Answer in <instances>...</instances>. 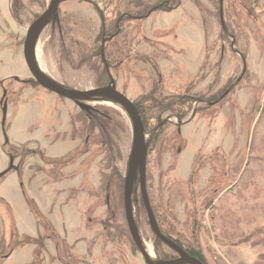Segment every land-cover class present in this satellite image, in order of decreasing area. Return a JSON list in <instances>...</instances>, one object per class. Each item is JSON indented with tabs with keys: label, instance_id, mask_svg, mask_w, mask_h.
<instances>
[{
	"label": "rangeland",
	"instance_id": "obj_1",
	"mask_svg": "<svg viewBox=\"0 0 264 264\" xmlns=\"http://www.w3.org/2000/svg\"><path fill=\"white\" fill-rule=\"evenodd\" d=\"M161 1L61 0L59 21L37 38L38 64L67 88L104 85L100 50L114 34L104 57L117 89L140 108L146 188L161 231L204 264H264V0H170L144 20L119 22ZM48 2L0 0L8 140L0 106V173L9 157L20 166L0 179V264H144L124 218L126 114L98 101L88 116L20 82L31 79L26 29ZM174 116L190 123L183 134ZM133 203L153 259L175 258L154 239L139 192ZM23 237L31 243L16 246Z\"/></svg>",
	"mask_w": 264,
	"mask_h": 264
},
{
	"label": "water",
	"instance_id": "obj_2",
	"mask_svg": "<svg viewBox=\"0 0 264 264\" xmlns=\"http://www.w3.org/2000/svg\"><path fill=\"white\" fill-rule=\"evenodd\" d=\"M58 4H59V0H49V5L46 11L42 15H40L36 20H34L27 29L26 37L23 42V58L28 71L41 87L61 97L73 101L85 100V99H89V100L104 99L113 102L116 105H119L125 111L131 122L132 149H131V155L127 169V174L124 180L123 203H124L126 224L128 227L129 234L133 240V243L137 247L138 251L140 252L146 264H204L199 259L188 255L175 243H173L165 236H163L157 229L152 212L150 210L148 198L146 196V189H145V162H146L147 142L145 141L144 138L143 127L138 112L136 111L132 103L122 94H120L115 90L114 82L112 78L110 77V83L105 87L91 89L85 92H79L64 88L59 84L55 83L54 81L50 80L47 76L44 75V73L38 67L35 57L36 41L40 32L45 27V25L51 19L56 17ZM2 93H3L2 99L0 100L1 113H2L1 128H2L4 141L5 143H7L8 140L4 130L7 106H6V102L3 101L6 92L3 90ZM11 170H15L18 172V167L13 165V158L9 157L8 167L3 172L0 173V179H2ZM137 173L139 178V187L142 194L144 208L147 213L149 226L153 231V233L159 238V240L162 243H164L166 246H168L178 254V259L176 260L157 263L154 259L150 258V255L146 252L141 242L138 229L135 225L132 216V190H133V182L136 179Z\"/></svg>",
	"mask_w": 264,
	"mask_h": 264
},
{
	"label": "flooded vegetation",
	"instance_id": "obj_3",
	"mask_svg": "<svg viewBox=\"0 0 264 264\" xmlns=\"http://www.w3.org/2000/svg\"><path fill=\"white\" fill-rule=\"evenodd\" d=\"M168 1H170V0H164V1H161L158 5H155L154 7H152L151 9H149L148 10V12L144 15V16H141V15H136V16H132V15H130V14H128V13H123V14H121V16L119 17V22L123 19V18H131V19H133V20H137V21H141V20H144V19H146V18H148L149 16H150V14L153 12V11H155V10H157V9H160L161 7H163V6H165L167 3H168ZM61 3V0H59V4ZM59 4H58V8H57V14H56V17L55 18H53V19H51L46 25H45V27L42 29V31L47 27V26H49V24H51V23H54V22H58L59 21V16H58V11H59ZM48 5H49V2H48V4H47V7H46V9L48 8ZM46 9L40 14V15H42L45 11H46ZM97 9V8H96ZM98 10V9H97ZM98 13H99V15L101 16V18H102V14H100V12L99 11H97ZM39 15V16H40ZM39 16H37L34 20H36ZM33 20V21H34ZM32 21V22H33ZM31 22V23H32ZM118 22V23H119ZM102 26H103V28H104V31H105V23H104V20L102 19ZM30 26V25H29ZM28 26V27H29ZM28 27H27V29H28ZM27 29H26V33H27ZM41 31V32H42ZM118 31H119V29H118ZM40 32V33H41ZM40 35V34H39ZM114 36V34L113 35H111L110 37H106V38H104L103 40H102V45H101V50H100V58H101V61L104 63V65H105V72H106V76H107V82H106V84H104V85H101V86H98V87H94V88H90V89H87V90H77V89H71V88H67V87H65L64 85H62L61 83H59V82H57L56 80H54L53 78H51L49 75H46V73L44 72V71H42L41 69V71L44 73V75L45 76H47L50 80H52V81H54L55 83H57V84H59L60 86H62V87H64V88H67V89H70V90H75V91H79V92H85V91H89V90H91V89H96V88H102V87H105V86H107L109 83H110V77L112 78V80H113V82H114V88H115V90L117 91V92H119L120 94H122L125 98H127L131 103H132V105L134 106V108L136 109V111L138 112V115H139V118H140V121H141V124H142V127H143V134H144V138H145V141H146V132H145V125H144V122H143V119H142V116H141V113H140V108H139V106H138V104L134 101V100H132V99H130L125 93H123V92H121L119 89H117V87H116V84H115V80H114V78H113V76H112V74L110 73V71H109V67H108V64H107V61H106V59H105V57H104V43L106 42V41H109V40H111V38ZM25 37H26V34H25ZM25 37H24V40H25ZM115 37V36H114ZM24 40H23V42H24ZM22 57H23V43H22ZM35 57H36V45H35ZM23 61H24V58H23ZM36 62H37V65H38V67L40 68V65L38 64V61H37V58H36ZM24 65H25V67H26V64H25V61H24ZM26 70L28 71V69H27V67H26ZM28 73L30 74V72L28 71ZM30 77H31V79L30 80H23V81H20L22 84H35L37 87H39L40 89H43V90H46L47 92H49V93H51V94H53V95H55V96H57V97H59V98H62V99H65V100H68L69 102H71V103H73L80 111H82V112H85L88 116L89 115H92L93 114V112H95V110H93L92 109V107L91 106H89L88 104L89 103H100V102H98V101H102L103 103H108V102H110V101H107V100H104V99H100V100H95V99H85V100H70V99H67V98H64V97H61V96H59V95H57V94H55V93H53V92H51V91H49V90H47V89H45V88H43V87H41L37 82H36V80L32 77V75L30 74ZM13 79L15 80V81H17V78L16 77H13ZM0 87L2 88V92H3V90L5 91V89L3 88V84H2V82H0ZM6 92V91H5ZM3 94V93H2ZM5 97H6V93H5ZM5 97H4V99H5ZM171 98H173L174 96L173 95H171L170 96ZM4 99H3V101H4ZM174 99H176L177 101H183V100H185V97L184 96H177V97H174ZM6 102V101H5ZM201 103H203V102H205V103H207V108H211L212 106H214L216 103H217V101H206V100H204V99H202L201 101H200ZM110 103H113V102H110ZM118 107H120L119 105H117ZM121 108V107H120ZM122 109V108H121ZM123 110V109H122ZM123 112L125 113V111L123 110ZM169 112V111H168ZM174 112V111H173ZM174 113H177L178 114V112L175 110V112ZM126 114V113H125ZM126 116H127V114H126ZM171 117H173V115L171 116ZM175 118L173 119V122H175V125H176V131H177V133L178 134H183L184 132H183V127L185 128V127H188L189 126V124H185V122H182L180 119H178L176 116H174ZM127 118L129 119V117L127 116ZM129 121H130V119H129ZM172 121V119L171 118H167V119H165L163 122L164 123H162L163 125L164 124H167V123H170ZM130 126H131V122H130ZM182 130V131H181ZM131 136H132V130H131ZM131 149H132V144H131ZM178 152L180 153L181 152V150L179 149L178 150ZM147 153H148V146H147V151H146V162H145V189H146V196H147V198H148V202H149V206H150V210H151V212H152V215H153V218H154V221H155V224H156V226H157V229L159 230V232L163 235V236H165L167 239H169L170 241H172L173 243H175L178 247H180L183 251H185L188 255H190V256H192V257H195V258H197L194 254H192V253H189V252H187L180 244H178L176 241H174V239H171L170 237H168L166 234H164L162 231H161V229H160V227H159V225H158V223H157V221H156V216H155V214H154V210H153V208H152V206H151V204H150V200H149V196H148V193H147V188H146V165H147ZM130 155H131V150H130ZM130 155H129V159H130ZM8 164H9V160H8ZM8 164H7V167H8ZM13 165L14 166H17L18 167V172L17 171H15V170H11V171H9V172H13V173H15V174H19V172H20V166H19V164H14V159H13ZM128 165H129V161H128V163H127V169H128ZM6 167V168H7ZM8 172V173H9ZM7 173V174H8ZM126 174H127V170H126ZM126 174H125V177H126ZM124 180H125V178H124ZM123 191H124V189H123ZM135 191L136 192H139L140 193V198H141V203H142V206H143V208H144V204H143V200H142V194H141V191H140V187H139V178H138V173H137V175H136V179L134 180V182H133V190H132V216H133V220H134V222H135V225H136V227H137V229H138V225H137V223H136V219H135V216H134V203H133V197H134V194H135ZM28 201V199H27V193H26V188H25V184H24V202L26 203ZM27 204H28V202H27ZM123 208H124V203H123ZM144 211H145V208H144ZM145 214H146V218H147V213H146V211H145ZM124 218H125V211H124ZM45 225H47V226H49L48 225V223L45 221V222H43ZM125 223H126V218H125ZM50 224V223H49ZM147 224H148V226H149V223H148V219H147ZM126 226H127V224H126ZM149 228H150V226H149ZM127 229H128V227H127ZM150 230H151V228H150ZM129 232V231H128ZM138 233H139V236H140V239H141V242H142V244H143V246H144V248H145V250H146V252L148 253V254H150L149 253V249L145 246V243L143 242V240H142V237H141V235H140V232H139V229H138ZM151 233H152V235L154 236V239H156V241H159L162 245H164L165 247H167L169 250H172L171 248H169L168 246H166L164 243H162L160 240H159V238L153 233V231L151 230ZM130 235V234H129ZM131 237V236H130ZM47 239H51V238H49V237H46ZM55 237H52V239H54ZM131 240H132V238H131ZM132 242H133V240H132ZM56 244V243H55ZM133 245L135 246V244L133 243ZM56 246H58V243L56 244ZM56 246H55V248H56ZM135 248H136V250H137V252L139 253V255L141 256V254H140V252L138 251V249H137V247L135 246ZM173 252H174V254L176 255V257L175 258H172V259H170V260H166V261H173V260H176V259H178V254L174 251V250H172ZM156 251H155V249H153V252H151L152 253V256L153 255H155L154 253H155ZM141 258H142V260H143V262H144V264H146V262L144 261V259H143V257L141 256ZM198 259V258H197ZM165 261V262H166ZM201 261V260H200ZM202 262V261H201Z\"/></svg>",
	"mask_w": 264,
	"mask_h": 264
},
{
	"label": "trees",
	"instance_id": "obj_4",
	"mask_svg": "<svg viewBox=\"0 0 264 264\" xmlns=\"http://www.w3.org/2000/svg\"><path fill=\"white\" fill-rule=\"evenodd\" d=\"M31 243V240H30V238H26L25 240H24V237H23V240L22 241H20L19 243H17L16 244V246H20V245H27V244H30ZM33 264H35V263H33Z\"/></svg>",
	"mask_w": 264,
	"mask_h": 264
},
{
	"label": "bare ground",
	"instance_id": "obj_5",
	"mask_svg": "<svg viewBox=\"0 0 264 264\" xmlns=\"http://www.w3.org/2000/svg\"><path fill=\"white\" fill-rule=\"evenodd\" d=\"M36 52H37V50H36ZM36 56H37V53H36ZM40 69H41L42 71H44V70H43V69H44L43 66H40ZM107 105H109V104L107 103ZM148 249H149V248H148ZM149 253H150V254H149V255H150V258L153 259V256H152V253H151L150 249H149Z\"/></svg>",
	"mask_w": 264,
	"mask_h": 264
}]
</instances>
